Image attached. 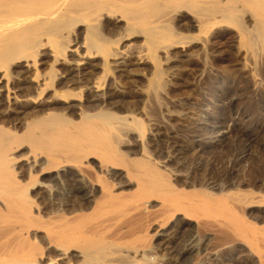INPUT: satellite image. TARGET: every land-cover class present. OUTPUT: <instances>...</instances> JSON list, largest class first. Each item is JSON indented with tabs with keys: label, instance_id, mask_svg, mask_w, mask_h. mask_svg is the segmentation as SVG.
I'll use <instances>...</instances> for the list:
<instances>
[{
	"label": "bare ground",
	"instance_id": "obj_1",
	"mask_svg": "<svg viewBox=\"0 0 264 264\" xmlns=\"http://www.w3.org/2000/svg\"><path fill=\"white\" fill-rule=\"evenodd\" d=\"M183 13L192 16L180 24ZM121 30L142 51L110 50L129 40L107 35ZM191 31L213 63L240 71L217 99L253 95L264 112V0H0V264H44L38 243L56 253L52 264H152L143 261L156 229L166 264H224L230 253L264 264V155L244 177L235 170L264 146L256 129L231 127L236 140L217 157L221 144L180 139L166 118L151 124L145 150L133 147L143 133L126 141L140 121L112 111L124 98L108 69L134 80L152 58L153 91L173 67L201 76L183 58Z\"/></svg>",
	"mask_w": 264,
	"mask_h": 264
},
{
	"label": "rangeland",
	"instance_id": "obj_2",
	"mask_svg": "<svg viewBox=\"0 0 264 264\" xmlns=\"http://www.w3.org/2000/svg\"><path fill=\"white\" fill-rule=\"evenodd\" d=\"M191 16L187 15V13H183L180 17L183 22L180 24L188 22ZM108 22L112 24L113 20L108 19L107 23ZM171 23L172 25L178 26L176 21ZM228 32V37L235 38L236 29L234 27H232L231 31ZM233 32L235 35L233 34ZM119 34H116L114 36L110 34L107 35L110 36L109 38L111 40L119 39V37L125 35L124 31L122 30ZM189 34H194L196 38L195 41L197 42L194 47H190L192 50H190V48L186 49L188 53H186V51L184 55L187 54L188 56L183 58L190 59V63H192L193 65L195 64L194 66L196 67V69H198V72L201 75L196 79L188 76V74L186 73L187 71L184 70V68H187L186 66L177 67V69L176 67H173L164 72L162 77L163 87H161L157 91H153L151 89V82L154 78L156 64L152 58H147V61L143 62L142 64L136 65L133 70V73H135L134 80H130L127 78L116 79L110 69H108L109 81L111 83L110 85L113 86L116 84V86L120 88L119 90L124 98V102L122 104L123 109H113L112 111L119 115H129V117H134L135 119H137V121H140L138 122L141 124V127H143L142 131H139L135 127H133V133L135 134L131 135L128 139L126 138V141L129 143V145H131V143L134 144V140L132 139V137L135 139L134 136H136V134L138 135L140 133H143V145L137 144V146L133 147H143V149L146 150L148 148L147 138L150 136L152 128L151 124H153L154 122H168L166 118L171 119V121L168 122V127L169 129L175 131L180 139L182 138L184 140V138H191L192 140L194 139L196 143L211 142L215 145L218 143V145L216 146H220L221 144L218 149L216 148V150L213 151L214 155L217 154L215 155L217 157L221 156L222 154L223 156L226 155L230 147L233 146L234 140H236L235 135L230 132L231 127H237L241 129L244 128L245 130L256 129V134L252 133V135L254 136L253 138L258 137L259 135L260 139L264 141V112L261 108L256 109V104H259L260 102H257L255 100L256 97L254 98L253 95H250L249 97L245 95L232 96L228 102L219 101L216 97V92L220 88L231 89L236 86V81L238 80V76H240V71L234 72L228 70L229 66L227 65V63L221 65L218 62L213 63L209 57L208 52L205 50L204 41H202L203 36H201L202 34H199L197 31H191ZM80 37L82 40L83 33L82 35H79V40ZM124 39L129 40H121L120 42H117L110 47V50H117L122 55H131L134 52L142 51L140 47L142 42L140 41V39L136 40L135 37L131 36H124ZM216 63H218V65ZM194 66L193 68H195ZM161 67L165 68L166 66L162 63ZM172 75H175L176 77L174 79H170V76ZM214 79H217L218 81L226 79V84L213 83L212 81ZM206 83H209V85H206ZM197 104H200L201 106L198 108ZM184 109H189L192 111V114L190 115L191 119L186 120L182 117ZM124 110L127 112H125ZM196 127L197 129L204 131V133L205 131L208 132L210 130H215L217 133L216 135L210 137H208L207 135H203L199 136L198 138L197 136L193 138L194 135L191 132ZM143 134L141 135L143 136ZM262 145L263 144L260 145L258 143H255L251 147V150H249L245 154V156L243 155L242 159L239 162V165L235 169L236 173L239 176L244 177L245 169L248 167V164L253 157L257 156V154L260 152L264 155V146ZM191 159L192 158L189 156L188 160L190 161ZM216 165L218 164L215 162V168ZM37 179H39V177H37ZM156 231L157 229L151 230L149 233L150 237H152L150 239L152 240L151 246H153L152 252L154 253L153 255L152 253L149 254V260L144 259L143 262H149L152 264H166L164 258L165 252L163 250H160L161 248L159 249L156 245V242L154 241ZM38 244H40L39 246L43 251L44 264H52L55 261L56 253L53 251V249H47L44 244ZM155 247H157V249ZM226 251L228 252L229 250ZM227 256L228 258H231V260L227 259L224 264H243V261H241L242 259L240 258L241 256L231 253L227 254ZM136 259H140V257H136Z\"/></svg>",
	"mask_w": 264,
	"mask_h": 264
}]
</instances>
